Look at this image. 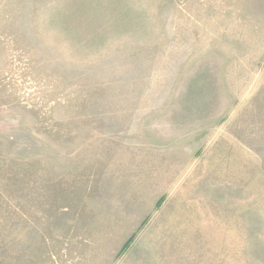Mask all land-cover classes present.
I'll list each match as a JSON object with an SVG mask.
<instances>
[{
    "label": "rangeland",
    "instance_id": "obj_1",
    "mask_svg": "<svg viewBox=\"0 0 264 264\" xmlns=\"http://www.w3.org/2000/svg\"><path fill=\"white\" fill-rule=\"evenodd\" d=\"M0 264H264V0H0Z\"/></svg>",
    "mask_w": 264,
    "mask_h": 264
}]
</instances>
